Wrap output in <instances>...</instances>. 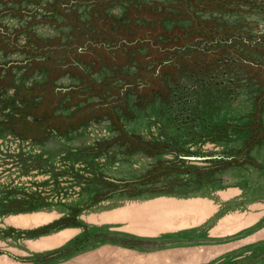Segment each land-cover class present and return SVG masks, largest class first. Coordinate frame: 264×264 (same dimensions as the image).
Segmentation results:
<instances>
[{
  "label": "rangeland",
  "instance_id": "374dc122",
  "mask_svg": "<svg viewBox=\"0 0 264 264\" xmlns=\"http://www.w3.org/2000/svg\"><path fill=\"white\" fill-rule=\"evenodd\" d=\"M263 229L264 0H0V264H264Z\"/></svg>",
  "mask_w": 264,
  "mask_h": 264
},
{
  "label": "bare ground",
  "instance_id": "6f19581e",
  "mask_svg": "<svg viewBox=\"0 0 264 264\" xmlns=\"http://www.w3.org/2000/svg\"><path fill=\"white\" fill-rule=\"evenodd\" d=\"M48 213H50V212H43V211H41L40 213H35V214L31 215V216L28 215L29 217L28 216H17L16 219H17V222L19 224H21V225H34V224H38V223L41 222V221L35 222L36 219H37V217L40 214H42V215L44 214L46 216V215H48ZM52 216H54V213H52V215H50L49 217L45 218V220H48L49 221V220L55 218V217H52ZM100 216L101 215H99V214H93L92 217H91V220L94 222L97 219H99Z\"/></svg>",
  "mask_w": 264,
  "mask_h": 264
},
{
  "label": "crops",
  "instance_id": "0c3cea01",
  "mask_svg": "<svg viewBox=\"0 0 264 264\" xmlns=\"http://www.w3.org/2000/svg\"><path fill=\"white\" fill-rule=\"evenodd\" d=\"M256 233V234H255ZM254 235H256V239L255 240H251L250 243H247V246H250V254L248 255H252V254H264V229L261 230L260 232H253V234L251 235L252 237H254Z\"/></svg>",
  "mask_w": 264,
  "mask_h": 264
}]
</instances>
